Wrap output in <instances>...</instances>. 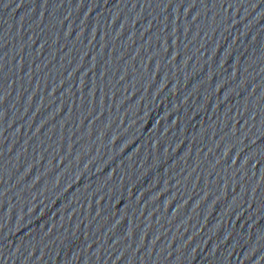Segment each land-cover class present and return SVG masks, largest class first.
Masks as SVG:
<instances>
[{"label": "water", "instance_id": "water-1", "mask_svg": "<svg viewBox=\"0 0 264 264\" xmlns=\"http://www.w3.org/2000/svg\"><path fill=\"white\" fill-rule=\"evenodd\" d=\"M0 264H264V0H0Z\"/></svg>", "mask_w": 264, "mask_h": 264}]
</instances>
